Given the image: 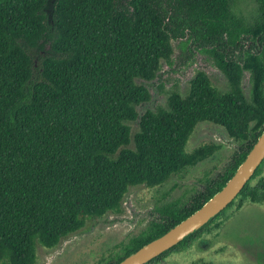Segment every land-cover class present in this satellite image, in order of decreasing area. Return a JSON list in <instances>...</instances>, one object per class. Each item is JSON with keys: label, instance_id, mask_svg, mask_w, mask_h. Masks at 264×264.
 <instances>
[{"label": "trees", "instance_id": "trees-1", "mask_svg": "<svg viewBox=\"0 0 264 264\" xmlns=\"http://www.w3.org/2000/svg\"><path fill=\"white\" fill-rule=\"evenodd\" d=\"M256 2L248 23L233 0H0V264H37L38 245L53 250L88 220L121 214L133 187L166 184L191 162L188 143L203 122L239 142L226 171L98 264H119L226 185L264 130V0ZM173 41L189 45L191 64L195 52L209 54L230 90L199 71L185 97L173 91L167 107L140 117L132 139L129 123L151 98L136 80L157 77ZM246 203L264 205V162L227 209ZM225 211L148 264L186 249Z\"/></svg>", "mask_w": 264, "mask_h": 264}, {"label": "rangeland", "instance_id": "rangeland-1", "mask_svg": "<svg viewBox=\"0 0 264 264\" xmlns=\"http://www.w3.org/2000/svg\"><path fill=\"white\" fill-rule=\"evenodd\" d=\"M256 0H233V11L252 23L258 14ZM169 63L163 61L153 81L137 79L150 91V101L137 106L139 119L129 123L131 138L139 132L140 117L147 111L167 107L168 97L178 91L185 97L197 72L206 73L222 92L230 90L225 75L207 53L195 52L194 63L186 60L189 45L173 41ZM185 62L187 64H185ZM251 74L246 72L242 88L251 99ZM134 148V144L129 146ZM215 149L211 152V149ZM239 149V142L212 123L199 124L188 143L191 162L169 181L156 188L133 187L125 197L121 214L87 221L86 228L48 250L37 247V264H98L122 254V247L139 236L169 206H185L205 189L210 180L224 173ZM157 264H264V205L246 203L243 208L227 209L209 229L186 249L171 254Z\"/></svg>", "mask_w": 264, "mask_h": 264}, {"label": "water", "instance_id": "water-1", "mask_svg": "<svg viewBox=\"0 0 264 264\" xmlns=\"http://www.w3.org/2000/svg\"><path fill=\"white\" fill-rule=\"evenodd\" d=\"M263 162L264 130L235 174L218 193L188 218L129 255L119 264H148L199 231L237 199Z\"/></svg>", "mask_w": 264, "mask_h": 264}]
</instances>
